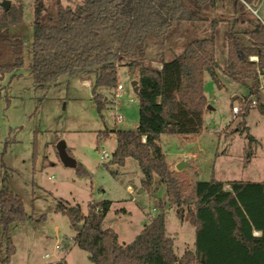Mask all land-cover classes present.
<instances>
[{
	"label": "trees",
	"instance_id": "obj_1",
	"mask_svg": "<svg viewBox=\"0 0 264 264\" xmlns=\"http://www.w3.org/2000/svg\"><path fill=\"white\" fill-rule=\"evenodd\" d=\"M260 1L83 0L75 6L59 3L55 23V12L35 9L29 67L36 89L50 87L63 75L93 74L92 97L103 119L112 101L99 89L117 88L119 66H132L138 81V124L105 128L98 136L114 135L111 163L124 165L128 157L135 158L144 175L142 187L152 189L158 177L177 215L196 228L195 247L178 256L163 209L131 242L121 243L113 228L102 226L111 200L91 202L87 213L79 204L58 201L56 210L75 231L62 249L76 245L93 264H264V181L193 182L183 170L171 168L160 143L162 134L190 138L203 130L209 104L206 74L219 87L222 75L248 87L239 128L252 107L251 96L264 114V21L251 10ZM23 17L21 3H11L8 10L0 6V80L7 74L18 77L14 72L26 65L24 39L11 31ZM153 43L161 50L160 66L146 60ZM4 96L8 105L10 98ZM249 137L246 161L255 141ZM76 168L87 173L80 163ZM25 218L23 198L7 187L0 189V224L7 235L3 264L15 252L9 225ZM56 264L67 261L62 257Z\"/></svg>",
	"mask_w": 264,
	"mask_h": 264
},
{
	"label": "rangeland",
	"instance_id": "obj_2",
	"mask_svg": "<svg viewBox=\"0 0 264 264\" xmlns=\"http://www.w3.org/2000/svg\"><path fill=\"white\" fill-rule=\"evenodd\" d=\"M9 1L23 5V22L11 31L23 37L27 62L14 72L20 74L18 77L7 74L0 80L4 93L0 97V189L7 187L22 197L26 215L24 221L9 225L15 252L8 264H56L62 257L67 264H93L87 252L76 245L66 251L62 249V242L74 236L75 231L68 217L56 210L58 201L79 204L87 213L91 202L111 200V209L102 226L113 228L121 243L131 242L163 209L176 254L181 256L187 248L193 249L196 228L188 220H182L170 205L166 185L156 177L153 188L145 190L138 161L128 157L124 165L111 163L115 136L106 139L98 136L100 130L116 125L124 129L137 126L139 102L132 85L137 80L133 67L122 64L118 68L120 97L116 96L117 88L99 89L112 101L103 119L92 97L93 74L63 75L50 87L36 89L29 67L35 9L43 7L55 12L51 20L55 23L59 3L75 6L83 0ZM251 10L264 21V0ZM183 40L178 43L182 44ZM180 44L176 49H180ZM160 51L153 43L147 62L160 66ZM85 77L91 86L84 84ZM220 82L222 87L208 74L205 76V93L211 108L204 113L203 130L187 139L177 134H162L161 147L173 169L182 161L187 163L182 170L193 182L212 178L224 182L264 181V114L257 104H250L244 125L239 128L243 120L242 98L249 94V89L224 75ZM261 84L264 85V77ZM6 94L10 98L8 105ZM260 98L264 103L261 87ZM254 99L251 96L250 101ZM233 106L240 108L236 115ZM117 115L123 119L119 121ZM249 136L255 141L251 146L252 157L246 161ZM60 141L66 143L69 153L86 169V174L64 165L57 150ZM104 152L108 157H103ZM57 244L60 248H56ZM6 255L7 235L0 224V264Z\"/></svg>",
	"mask_w": 264,
	"mask_h": 264
},
{
	"label": "water",
	"instance_id": "obj_3",
	"mask_svg": "<svg viewBox=\"0 0 264 264\" xmlns=\"http://www.w3.org/2000/svg\"><path fill=\"white\" fill-rule=\"evenodd\" d=\"M10 5H11V1H9V0H3L0 4V6L3 7L5 10H8ZM137 83H138L137 80H134L132 82V85L134 87V91L136 94L138 92ZM207 108H211V106L209 105ZM57 150H58L59 157H60L61 161L64 163V165L69 166V167H76L77 166L76 159L74 157H72L71 154L68 152L67 145L64 141H60L58 143ZM186 165H187V163L182 161L176 166V170L181 171L183 169V167H185Z\"/></svg>",
	"mask_w": 264,
	"mask_h": 264
},
{
	"label": "built area",
	"instance_id": "obj_4",
	"mask_svg": "<svg viewBox=\"0 0 264 264\" xmlns=\"http://www.w3.org/2000/svg\"><path fill=\"white\" fill-rule=\"evenodd\" d=\"M252 59H257V57H252ZM260 87H261V88H264V85L261 84ZM121 89H122V86L119 84V85L117 86V89H116V96H117V98L121 96V94H120V90H121ZM250 103L253 104V105H256L257 102H256V100L254 99V100H251ZM239 111H240V108H239L238 106H233V113H234L235 115L238 114ZM117 119H118L119 121H121L123 118H122L121 115H117ZM103 157H108V154H107L106 152H104ZM129 190L132 191V188H131L130 186H129ZM56 247H57V248H60L59 245H57ZM48 256H49V255L46 254V257H48Z\"/></svg>",
	"mask_w": 264,
	"mask_h": 264
},
{
	"label": "crops",
	"instance_id": "obj_5",
	"mask_svg": "<svg viewBox=\"0 0 264 264\" xmlns=\"http://www.w3.org/2000/svg\"><path fill=\"white\" fill-rule=\"evenodd\" d=\"M83 81H84V84H85V85H89V86H91V82H90V80H89L88 78L85 77V78L83 79ZM185 139H187V138L185 137ZM114 145L116 146V141H115ZM77 163H78V162H77ZM170 166H171V165H170ZM171 168H172V167H171ZM172 169H173V168H172ZM142 191H144V190L141 189V192H142ZM62 243H63V242H62ZM57 245H59V244H57ZM57 245H56V246H57ZM62 245H63V244H62ZM56 248H57V247H56ZM71 248H72V246H71Z\"/></svg>",
	"mask_w": 264,
	"mask_h": 264
}]
</instances>
